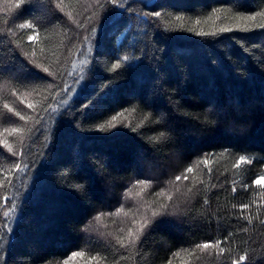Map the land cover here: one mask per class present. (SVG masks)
<instances>
[{"label": "trees", "instance_id": "trees-1", "mask_svg": "<svg viewBox=\"0 0 264 264\" xmlns=\"http://www.w3.org/2000/svg\"><path fill=\"white\" fill-rule=\"evenodd\" d=\"M17 2L0 0V115L8 118L0 124V141L20 152L18 136L3 129L21 125L32 131L23 156L0 143L4 169L27 164L23 172L0 173V229L7 209L3 197H14L20 206L12 232L4 229L8 239L0 264H97L89 259L97 253L107 258L101 264H264V187L254 183L264 177V28L257 26L264 21L234 18L264 12V0H128L126 11L111 12H101L94 0H64L63 11L53 0H24L20 8ZM217 9L220 19L207 20ZM155 11L162 18L143 15ZM21 22L36 25L35 42L27 40L32 28L15 27ZM181 27L232 31L198 36L176 30ZM81 59L89 62L81 65ZM118 60L122 66L113 71ZM4 103L31 119L19 120ZM209 108L218 114L215 123ZM121 112L118 127L97 130ZM169 129L166 141L153 143L151 137ZM225 149L208 167L200 164L188 180L177 182L182 191L192 187L190 199L181 204L182 214L158 218L145 230L142 249L120 248L106 235H125L144 211L139 197L125 196L138 179L152 181L144 200L163 202L154 194L169 180L204 153ZM240 155L250 163L235 167ZM102 161L108 166L101 167ZM242 204L249 205L243 212ZM121 207L127 216L94 220ZM226 237L222 254L196 249ZM184 249H195L200 258ZM78 251L86 255L71 258ZM246 252L248 258L239 261ZM122 255L128 258L119 259Z\"/></svg>", "mask_w": 264, "mask_h": 264}, {"label": "snow or ice", "instance_id": "snow-or-ice-1", "mask_svg": "<svg viewBox=\"0 0 264 264\" xmlns=\"http://www.w3.org/2000/svg\"><path fill=\"white\" fill-rule=\"evenodd\" d=\"M24 2V0H18V2L16 3V8H20L21 4ZM29 2H31V0H29ZM53 2L56 3V7L60 8L61 11H63L64 9L61 8V5H64V0H53ZM128 0H94V3L98 6L99 10L101 12H111L113 11V9H121L126 11L127 9L125 8V5L127 4ZM107 5H111L112 9H109L108 7H106ZM65 7H67V5H65ZM238 11V9H237ZM221 12L220 9H217L215 11H213L211 14H209L207 16V20H213V19H220V15L219 13ZM66 15L68 16L69 19H72V13L68 12L66 13ZM95 15V13L93 14ZM144 17H156V18H162L163 14L159 11H155V12H147L143 14ZM257 16L262 18V21H264V12H259L255 15H236L234 16L235 19L238 20H256ZM87 19L91 20L92 17H88ZM177 20H183L184 18L177 16L176 17ZM77 23L78 27H83V25ZM194 23L196 25H200L201 21L200 20H195ZM55 25H53L54 27ZM258 27L264 28V22H261L260 24L257 25ZM16 28L23 30V29H29L32 28L34 30L33 34H29L27 35V40L29 42H35L38 36V33L35 32V28L36 25L33 24L32 22H21L18 25H15ZM166 31H170L171 29H165ZM176 30H184V31H192L194 32L196 35L198 36H216L218 35V33H224V32H229L232 31V29L230 27H220L218 29H214L213 31L210 32H206L203 30H198L197 28L194 27H181L178 28ZM243 30H247L246 28ZM95 32V29H91L90 30V35L92 33ZM13 35L15 34L14 32L12 33ZM85 43L88 44L90 46L89 50H91V41H89L88 37L84 38ZM9 43L11 44V41H9ZM16 47L19 48L21 47V44L19 41H16ZM11 51H13L14 53V49H10ZM41 52H43V49H41ZM32 56H35L36 53L35 51H33L31 53ZM123 61L128 62L130 60V57L128 56H124ZM89 61L85 60V59H81L80 64L81 65H86ZM29 63H34L32 60H29ZM36 67H40L39 65H35ZM121 63L118 60L116 62V64L113 66V71H115L117 68L121 67ZM24 69L28 72H31V69L28 68V65L25 64L23 65ZM77 67V65L74 63L73 64V68L75 69ZM43 72L52 75L53 73L50 72L49 67H43L41 69ZM83 77H81L82 79ZM42 79V78H41ZM65 91H67V89H65ZM12 95H16V91L13 90L11 92ZM19 98V97H18ZM21 103H24L23 100H21ZM64 103L66 104L67 101L65 100ZM29 108H32L33 105L29 104L27 105ZM87 107V105L85 106ZM3 108L7 109V111L9 113H13L15 116H17L19 118V120L21 121H25L27 122L29 119H31V117L26 116L24 114H22L19 110H14L13 108H11L9 106L8 103H4L3 104ZM44 111H47V109H44ZM209 113H213V109L209 108L208 109ZM123 112L117 114L116 116H113L109 121H107L105 124H100L97 127V130L99 131H107V130H111L113 128L118 127V124L116 123V121L119 119V117L123 116ZM151 113L148 114V116H150ZM218 114L213 113V118H214V123H215V117ZM148 116H145V121L148 120ZM207 118V117H206ZM8 119L2 115H0V124H3L5 122V120ZM40 119H43V117H41ZM196 119L198 120L199 117H196ZM39 120L35 121V123L39 124ZM139 127V126H138ZM133 131H136V128L132 129ZM4 132H7L9 136H18L19 138V144L21 146V151L20 152H14L13 151V147L12 144H10L6 139L3 141H0V143H2L7 150L12 153L13 155H17V156H23V148L26 146L25 145V139L27 138V134L30 133L32 131V129H25L23 126L21 125H15L12 127H5L3 129ZM169 132L170 129L167 131H160L158 133V135L151 137L153 143H163L164 141H166L169 138ZM2 134V133H0ZM141 135H143L141 133ZM228 150L225 149L223 150L222 153H204L201 157H198L196 161H194V163L190 166H188L185 170L184 173L176 175L174 180H169L168 186L165 189H162L161 191L155 193L154 195L158 198H164L163 202H161L160 200H144L143 194L152 186V181L151 180H146V179H138L136 181L135 184H133L130 188L127 189V191L125 192V196L126 197H139L140 198V207L144 209V211L142 213L139 214L138 218L133 220V227H129L127 229V232L125 235L123 236H119L116 235L115 233L109 232L106 233V235L111 236L115 241L116 244L119 245L120 248L123 249H130L132 247L137 246V244L140 245V248H143V241L141 240V237L144 236L145 230L148 229L152 224H154L158 218H164V217H168V216H176V215H180L183 212V209L181 208V204H185L188 202V200L190 199L189 194L192 193V187H188L185 191H182V186H178L177 182L183 180H188L189 176L187 175L188 173H194L199 167L200 164H203L205 167H208V165L211 163L212 158L217 156V155H221L226 153ZM243 163H250L249 159L245 156V155H240L238 157V160L236 162L235 167H239L240 164ZM101 167H106L108 166L105 162H101ZM27 169V164L24 165V167L21 166V163L19 162H13L11 164V170H6L3 168L2 165H0V173H5L8 172L9 175H11L12 172H23ZM212 176V169L208 168V177L209 179H211ZM5 179H8L7 176H5ZM199 183H204L203 180H200ZM255 184H259L261 185V187H264V177L258 178L256 181H254ZM4 186V180H0V187ZM12 185V181L10 179H8V187L11 188ZM195 186V185H193ZM213 187H215V184L212 185ZM83 185H77V188H82ZM207 187V185L205 186ZM245 187H247L245 185ZM135 189H138L136 191H134ZM232 191L235 192L236 188L233 187ZM174 197L175 202L174 201ZM12 201L11 203H9V201ZM3 201L4 204L7 205V209L3 212V225H4V229L7 230L8 233L12 232V228L13 225L16 223V219L15 216L19 210V204L17 202H15L14 197H10L8 195H5L3 197ZM209 203L208 199L205 198L204 200V204L207 205ZM155 205V206H154ZM235 207V205H234ZM241 209V212H243L244 209L248 208L249 205L248 204H242L239 206ZM137 211L139 212V209H137ZM121 213H123V215L127 216L128 212L124 211V208L121 207L119 209H117L116 212L114 213H110V214H106V213H101L97 216L94 217V220L98 223V224H102V217L106 216V215H113L116 217H119L121 215ZM161 222H165L163 220H161ZM249 223H251V219H249ZM261 223H264V221H261ZM4 229H0V248H3L5 246V244L3 243V241H7L8 236L5 234ZM84 230V229H82ZM244 231H247V229L245 228ZM119 232L124 233L125 229L124 228H120ZM231 235V233H230ZM227 242V237L224 240H215V241H211V242H205L202 244H197L196 245V249H200L202 252L208 249H218L219 253L222 254L224 253L225 249L221 247L222 243H226ZM184 252H186L189 257L192 256H196V251L195 249H184ZM86 253L84 251H78V252H74L72 253V257L71 258H75V257H83L85 256ZM174 255L176 257H180L181 256V252H176L174 253ZM248 253L246 252L244 255H240L239 256V261H245L248 258ZM127 256H121L119 259H127ZM199 256H196V259H199ZM90 261H96L97 264H101L102 261H105L107 258L106 257H102L99 255V253H97L94 256H90L89 257ZM63 264H68V260H64ZM114 264H119V260L114 261ZM168 264H172L171 261L168 262ZM232 264H238L237 261L233 260Z\"/></svg>", "mask_w": 264, "mask_h": 264}]
</instances>
